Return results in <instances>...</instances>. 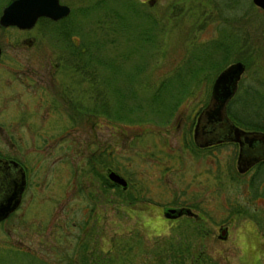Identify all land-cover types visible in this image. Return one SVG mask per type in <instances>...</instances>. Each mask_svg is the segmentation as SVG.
Listing matches in <instances>:
<instances>
[{"label": "rangeland", "instance_id": "374dc122", "mask_svg": "<svg viewBox=\"0 0 264 264\" xmlns=\"http://www.w3.org/2000/svg\"><path fill=\"white\" fill-rule=\"evenodd\" d=\"M59 2L75 11L68 13V21L73 28L68 40L75 43L77 49L88 48L91 54L89 62H96V70L95 73L91 71L94 73L91 78L79 71L83 75L82 80L72 72V66L64 63L69 61L62 59L67 52L69 55L73 52L64 50L63 33L52 24L46 27L42 23L37 24L35 33L41 26L45 30L42 35L37 34L35 43L39 45L35 44L33 48L9 44L17 40L12 35L0 40L3 50L0 57V148L5 150L4 143L9 144L7 138L14 140L21 136L26 142L18 146L20 155L32 167L28 171L30 185L19 209L0 224V264H32L30 258L38 264L32 253L44 264L72 263L71 250L77 239L73 238L71 224L78 215L86 216L82 206L85 209L92 206V201L87 198L80 203L81 198L75 195L77 186L84 184L89 189H94V186L84 177L75 185L61 157L73 158L68 165L71 171L77 167L78 159L93 152L92 147L105 140L107 146L113 147L116 160L113 163L133 182L139 191L136 195L141 200L150 202L151 207H154L153 203L164 206L175 200L197 216L169 222L163 220L156 208L133 206V211H129L126 205L116 207L110 204V195L103 202L105 196L101 198L99 194L102 202L97 203L94 213L97 214V222L92 225L95 217L87 218L88 236L82 238L87 243L86 264H104L107 254L102 251L108 252V248L116 260L118 256L122 257L124 264H155L157 261L173 264L179 258L178 254L171 256V252H175L173 246L184 249L181 264H264V175L260 177L259 193L253 196L246 180L256 165L239 174L235 164V145L217 144L211 151L195 152L191 144L194 116L206 102L211 82L226 64L237 61L236 58L248 59L237 84V99L228 117L235 125L238 121L248 120L264 124V13L252 5L251 0ZM4 4L5 0H0V9ZM80 10L83 13H79ZM121 16L123 20H120ZM122 25L125 30H122ZM246 28L254 36L249 35L248 42L243 40L241 45ZM230 31L234 33V41ZM217 39L222 44L230 39L232 47L227 50L230 62L224 63L214 73L212 63L222 61L221 45L216 47L217 43L214 44ZM46 42H51L53 48ZM246 44H249L248 49ZM239 46H242L240 52L236 49ZM100 60L105 61L106 66L99 65ZM44 62H63L62 80L65 82L67 79L70 86H74L78 94L76 101H82L88 108L86 111L96 105L90 89L94 84L98 83L99 88L101 83V90L105 87L130 89L119 99V105L125 106L120 110L140 108L137 115H131L133 122L149 118L152 127L148 126L149 130L145 132L138 128L126 130V134L130 132L127 137L121 134L119 138L110 137L111 133L117 135L125 129L118 127L114 132L111 126H105L107 123L103 119L97 121L95 128L89 124L82 127L72 116L67 120L64 115L53 114L51 124V118L46 120V116H27L31 118L29 121L36 123V128H23L16 104L11 101L19 94L15 85L29 82V75L35 74L37 79L38 76L46 78L48 67L42 65ZM200 62L207 63L197 71L199 65H204ZM187 65L191 71L195 70V75H187ZM169 77L189 81H186V94L175 107L170 127L168 124L160 125L167 115V107L160 108V111L149 103L154 86L162 78ZM30 80L33 83L35 79L31 76ZM76 82H80V87ZM147 83L148 88L145 87ZM173 86L165 91V100L162 92H157L155 103L172 105L178 94ZM55 90L56 87L53 95L57 97ZM106 90L110 99L108 106L113 112L115 107L119 109L118 94L115 90L116 106H113L111 89ZM67 95L73 97L69 93ZM145 112L148 115L142 114ZM84 116L94 118L92 113ZM128 117L122 121L127 122ZM157 128L160 133L153 136L152 130ZM133 135L137 136L136 139L132 138ZM88 138L91 145L85 149L83 143ZM8 150L16 151L10 144ZM52 161H55V169H52ZM41 165L44 168L39 172ZM67 178L69 188L64 189ZM152 182H157L158 186L155 188ZM147 185L153 190H145L143 187ZM222 229L225 230L223 235ZM5 250L11 254H2ZM76 258L72 264H81Z\"/></svg>", "mask_w": 264, "mask_h": 264}, {"label": "flooded vegetation", "instance_id": "af4514ba", "mask_svg": "<svg viewBox=\"0 0 264 264\" xmlns=\"http://www.w3.org/2000/svg\"><path fill=\"white\" fill-rule=\"evenodd\" d=\"M11 1L13 0H5V4L0 9V14H1L2 8L6 6L7 4H9ZM258 9H260V11L264 13V11L261 8H258ZM60 19L53 20L51 18L43 17V16L37 17L35 21L33 22V24L27 28H19L15 25L3 26L0 24V36H1L0 40L1 38H3V40L8 39L12 35L13 38L16 37L17 40L15 41V43L9 42V44H12L15 47L19 46L22 48H28V47L33 48L36 44L35 38L37 37V34L42 35L43 31L45 30V27L48 24H52L53 26L55 21H58ZM39 23L44 24L45 27L41 26V28L38 29V32L35 33V30L37 29L36 26ZM66 23L67 22L65 21L64 24ZM62 30L63 29H60L61 32ZM47 44H49L53 48L51 42ZM36 45H39V44H36ZM67 50H71V49H67ZM2 51H3L2 45H0V57H1ZM79 53H80V50H79ZM72 56L73 55H69L67 52V54L63 56L62 60L69 61V57H72ZM79 57H80V54L78 55L77 58L79 59ZM62 63L63 62H44V64L42 65H45V67H48L46 71L47 73L46 78L42 76H38L39 74H37L39 79L35 77V74L29 75L27 76L28 78L27 81L29 80V82H18L15 85V87H17L16 91H19V94H17L16 97L14 96V98L16 99L13 98L11 99V101H13L16 104V110H18V113L20 116L19 118L20 124L24 125L23 128H28V129L36 128V123L34 121H29L31 120V118L27 116H31V115L46 116V120L51 118V120H49V123L51 124L53 121V114H57L61 117L64 115L67 120L69 117L72 116L71 118L76 119V121L79 122V124L82 127L89 124L93 128H95L96 126H98L97 121L103 119L107 123L105 124V126L106 127L111 126L114 132L117 131L118 127H122L125 129V130H122L120 133H117V135L111 133L110 137L118 136L119 134L127 137L128 134L130 135V132L126 134V130L128 132V130L130 131V130H133V128L134 129L138 128L139 130H142V132H145L149 130L148 126L152 127V123L148 122L149 118L146 121L143 120V122H133V119L131 118V113L130 114L124 113L119 117H117L116 115H113V112L110 111L109 106L108 108H104L101 105V97H98L100 94V90L95 92L96 96L92 94V99L95 101L96 105L90 107L89 111H86L88 108H85V106L82 104L83 102L76 101V97L78 96V94L74 86L73 87L70 86L69 80L67 81V79H65V82L62 80L64 79V76L62 74L64 69L63 67L61 68ZM64 63L71 65L72 72L77 73L78 77L82 80L83 75L80 74L79 71L81 73H85V71L80 63L70 62V61L64 62ZM243 65L245 69V64L243 63ZM56 71L58 72L55 74ZM31 76H33L35 79L33 83L30 80ZM55 78L57 79L56 82L53 81ZM58 80H60V82H58ZM76 83L78 84V86L80 85V82H76ZM94 86L95 88L97 87V89H101L100 83H99V88H98V83L97 85L94 84ZM54 87H56L55 92L57 94L56 95L57 97H54L53 95ZM210 88H211V85H210ZM66 93L67 94L69 93L73 97H70ZM209 97H210V90H209V94H208L206 102L204 103L203 106H201V108L195 113V116H194V123H193L194 126L192 129V135H191V144L194 145L192 149L195 152L196 151H206V150L211 151L213 147L217 144L231 143L236 146V159L239 153H241L242 155L241 160H240V166L242 165V163H244V161H249V158H254L255 156H258L257 160L253 162L252 164H250L247 167V169L243 171L244 173L249 168L256 165L258 162H264V141H253L251 143H248L247 141H244V140H240V143L236 141H229V140H223V139H218L217 141H214L213 139L214 134L217 133L218 130L222 131L223 129H225V127L221 126V124L218 122H208L202 119L201 112L203 108L205 107V105L207 104ZM78 98L80 99V97ZM61 110H65L67 112L65 113ZM91 111L93 112L92 114L94 115V118L91 119V118H87L86 116H84L85 113H91ZM114 111H116V109ZM108 112H109V117H106L105 115ZM226 114H227V108H226ZM124 117H128L126 119L127 122L122 121L123 119H125ZM167 124L169 125L170 123H167ZM156 127H158V125ZM237 127L241 128L244 131H257V130L242 128L240 126H237ZM4 128L6 129V127ZM159 128L162 129V127H159ZM160 129L157 128L155 130H152L154 131L153 136H157L158 133H160ZM136 137H137L136 135H133L132 138L136 139ZM121 138L122 137H120V139ZM17 139L18 141H16ZM17 139H14V140L12 138L6 139L9 142V144L14 146V148L16 149L14 153L8 150L9 144L6 145L4 143L5 150L0 148V203L2 201L5 202L8 199V196L10 195L12 188H13L11 183L14 182V186H15L16 183L20 182L19 181L20 176H21L20 171L23 176L24 186L20 192L18 203L16 204L15 207H13L7 213L6 216L0 218V224L6 221L7 219H9L16 212V210L19 209V206L22 203L23 196L27 188L30 185V183L28 182V171L32 170V167L29 165L30 162L27 161V159L25 161V158L20 155V151H19L20 149H18V146L24 145L26 141L22 140L21 136L17 137ZM83 140L84 139H82V141ZM117 140L118 139H116V141ZM106 141L107 140L101 141L98 144V146L92 147L91 150L93 152H91L90 154L87 153L84 157L78 159V164H76L77 167L71 171L68 168V165L70 164L72 157L71 156L69 157L67 155L61 157V162H65L67 164V169L71 173L70 174L71 178L72 177L74 178L75 185L76 184L78 185L79 183H81L80 178L84 177L94 186V189H89L87 186L82 184L81 186H77L78 187L77 193L76 194L74 193L75 195H78L79 198H81L80 203H83V201H85V198H87L92 201V206L91 208H88V209H85V207L82 206V208H84L82 211H86V216L78 215L77 218L78 217L79 218L75 219L77 221L73 220L71 224V226H73L74 228L73 238L77 239L73 244V249L71 250L72 254L70 256L71 258L70 261H72V263H75L74 258L77 257L76 259H78L81 262V264H86V262H84L83 260V256H81V253L86 251L87 243L85 240H82V238L88 236L87 235L88 230H86L88 228L86 227L88 224L87 218L89 220L95 217L92 225H94L97 222V214L95 215L94 213L97 207V203L102 202V199L99 200V196H100L99 194H101V198H102V195L105 196V199L103 200V202H106L108 200L107 196L110 195L109 203L110 204L113 203L115 204L116 207H118L117 206V191L119 190L124 191L128 196V200L125 205L128 206L129 211H133L132 209L133 206H138V207L141 206L144 209H147V206L150 208H156L159 214L160 213L162 214L163 220H168L169 222H175L179 220L181 217H189L190 219H192V218H196L197 216L196 213L191 212L189 208L184 207L183 203L176 202L175 200H173L172 203H169L164 206H157L158 205L157 203H153L152 206L154 207L149 206L150 202H148L147 200H141L139 196L136 195V194H139V191L137 190V188L133 186V182H130L129 177L126 178L124 173H122L119 170L118 165L113 163L116 161L114 158L115 155L114 153H112L113 147L107 146ZM83 144H84L85 149L86 147H88V144L91 145L89 138H88V141L85 140ZM146 144L147 143L143 144L142 146L145 147ZM95 147H98V148L95 149ZM236 159H235V164H236V171H237V160ZM54 162L55 161H52L51 163L52 169H55ZM13 164L15 165L14 167H13ZM90 167L94 169L95 171L94 174L90 171ZM38 168L40 172V169H43L44 165H41ZM18 169L20 170L18 171ZM36 171L38 170L36 169ZM109 172H114L120 177H122L125 180V186H121L120 184L110 180L108 178ZM237 172L240 174L239 171ZM103 179L109 182L108 185L110 187L107 188V187L102 186V184L106 183V182H103ZM152 183L155 188L158 186L157 182H152ZM68 184H69V181L67 178L66 188L64 186V189L69 188ZM131 186L134 188L133 190H131ZM143 188L145 190L146 188L148 190L150 189L149 191L153 190V187L148 186V185ZM148 193L150 194L151 192H148ZM144 203H148V204L144 205ZM179 205H182V206H179ZM170 209H173L174 211L172 213L169 212L168 213L169 216L166 217L165 213H167V211ZM89 229H91V227ZM32 255L35 258H39L33 253Z\"/></svg>", "mask_w": 264, "mask_h": 264}, {"label": "water", "instance_id": "95a60500", "mask_svg": "<svg viewBox=\"0 0 264 264\" xmlns=\"http://www.w3.org/2000/svg\"><path fill=\"white\" fill-rule=\"evenodd\" d=\"M252 4L261 8L264 11V0H251ZM150 3V2H149ZM69 13V7L61 4L59 0H13L1 10L0 24L15 25L19 28H27L33 24L37 17H48L53 20L60 19ZM244 65L241 61H234L221 69L213 79L210 88V97L201 112L202 119L208 122H218L225 129L214 134V141L218 139L236 141L240 140L251 143L253 141H264L263 131H244L237 127L226 114V103L234 94L237 82L243 73ZM241 153L237 156V171L243 172L247 167L257 160L258 156L249 158V161H244L240 166ZM15 165L13 164V167ZM20 169H18L19 171ZM19 183L12 182V191L8 199L0 203V218L7 215V213L16 206L19 200L20 192L24 186V180L20 171ZM108 178L121 186H125V180L114 172L108 173ZM170 209L165 213L169 216ZM225 230H221L224 234Z\"/></svg>", "mask_w": 264, "mask_h": 264}, {"label": "trees", "instance_id": "16d2710c", "mask_svg": "<svg viewBox=\"0 0 264 264\" xmlns=\"http://www.w3.org/2000/svg\"><path fill=\"white\" fill-rule=\"evenodd\" d=\"M75 12L73 9L69 12V14H72L73 12ZM80 12H82V10H80L79 11V13ZM83 13V12H82ZM69 14H67L66 16H64V17H62V19H60V20H58V21H55V23H54V25H55V27H57V29H58V31H60V29H63L62 30V35H63V37H64V46L63 47H65V49L64 50H66V51H69V50H67V49H71V51L73 52V56L72 57H69V61L70 62H78V63H80L81 65H82V67H83V69H84V71H85V74H88L89 76H90V78L92 77V76H94L93 74L95 73V70H96V68H95V66H96V62H92L93 64H91V62H89V60H90V58H91V54H90V52H89V50H88V48H84V49H82V48H80V49H77V47H75L76 45H75V43H70V41L68 40L69 38V36H70V34H71V32L73 31V28H72V25H71V23L68 21L69 19ZM118 18H120V16H117ZM122 17V16H121ZM120 20H123V17L120 19ZM67 22L66 24H64V22ZM123 22V21H122ZM123 26V28H122V30L124 29H126V27H124V25H122ZM231 33H232V31H230ZM227 34V33H226ZM233 35H230L232 38H233V41H234V39H235V37H234V33H232ZM242 37H241V40H242V42H241V45L243 44V40L245 41V42H248V36L249 35H252V32L251 31H249L247 28L245 29V30H243V33H242ZM252 36H254V35H252ZM218 40L219 39H217V41H214V44L215 43H217L216 44V47H217V45L219 44V45H221V46H219V47H221V48H219V49H221L222 50V55H221V57H222V61L221 62H214V63H212V65H211V68H213V70H214V73H216L219 69H221L225 64H226V62H230L229 60V58L230 57H228V53H227V50H230L231 49V47H232V45H231V42H230V39H229V42H226L225 44L223 43H220V42H218ZM213 44V45H214ZM83 46V45H82ZM246 46V48L248 49V47H249V44L247 45H245ZM244 46V47H245ZM240 47V48H239ZM239 47H236V49H238L237 51L238 52H240L241 50H239V49H241L242 48V46H239ZM79 50H80V53H79ZM230 52V51H229ZM80 54V57H79V59H78V61L75 59V58H77L78 57V55ZM237 60H239V61H241V62H243V63H247V59L248 58H236ZM187 61V60H186ZM104 63H105V61H104ZM101 60H100V62L98 63L99 65H101L102 67H104V66H106V64H104ZM200 63H202V64H204V65H199L198 67H197V71L198 70H202V68H203V66L205 67L206 66V63L207 62H200ZM225 63V64H224ZM189 64V63H188ZM224 64V65H223ZM227 65V64H226ZM187 68V75L189 74V76H191V75H195L196 74V72H195V70H190V66L189 65H187L186 66ZM113 68V67H112ZM91 71L92 72H94V73H91ZM173 75V74H172ZM171 75V76H172ZM185 81V82H184ZM186 81L187 82H189L188 80H181V81H177V80H175V79H173V78H166V79H164V78H162L160 81H159V83L157 84V85H155L154 86V89L151 91V95H150V101H149V103L151 104V105H156L157 107H154V108H157V110L159 109L160 111H161V109H164L165 107H167V115H166V117H165V119H164V121H162L161 122V124L160 125H162V124H167V123H170V120H171V117H172V115L174 114V111H175V107L178 105V103H180V101L182 100V98H183V96L186 94L185 92H187V91H185V89L187 90V88H188V84L186 83ZM211 81H212V78H211ZM210 81V82H211ZM184 82V83H183ZM173 83V84H172ZM101 84V83H100ZM172 85H174L173 87L174 88H176L177 89V91H176V93H178L177 94V96H176V98L174 99V98H171V99H174V101H173V103H172V105H169V106H163V104H161V103H159V104H156L155 102V98L157 97V95H158V93L157 92H162V99L163 100H165L164 99V95H165V91H168L169 90V88L172 86ZM145 87L146 88H148L149 87V85H148V83L145 85ZM106 88H109V89H111V94H110V97H111V99H112V105L114 104L115 106H116V102H115V99L113 98V95H114V93H115V90H116V93L118 94V106H119V109H117V107H115V109H116V111H113V115H116L117 117H119V116H121L122 114H124V113H128V114H130L131 113V115H137L139 112H136L137 110H140V108H127V109H125V111H121L120 109H121V107H125V106H120L119 104H120V101H119V99L121 98V96L122 95H125V94H127V93H129L130 92V89L129 90H127V91H125L124 89H122V88H120V87H117L116 89H114V88H110V87H105V89H103V90H101V89H97V87L95 88V86L93 85V86H91L90 87V89H91V92H92V94H94V96H96V94H95V92H97L98 90H100V94H99V96L98 97H101V105L104 107V108H108V105H109V101H110V99H108V94H107V90H106ZM118 89V90H117ZM124 92H126V93H124ZM115 93V94H116ZM119 93H122V94H119ZM174 94H175V92H174ZM174 94H173V96H174ZM237 92H235V94L230 98V100L227 102V105H226V108H227V114L228 113H230V109H231V106H232V104H233V102H235L236 101V99H237ZM131 103H134V104H136L135 102H131ZM113 105V106H114ZM161 108V109H160ZM156 112V111H155ZM158 112V111H157ZM91 113H93L92 111H91ZM143 115H148L146 112L145 113H142ZM106 117H109V112L108 113H106V115H105ZM104 116V117H105ZM229 116V115H228ZM233 121V120H232ZM236 123V122H235ZM237 125H239L240 127H242V128H246V129H251V130H260V131H264V124L263 123H261V124H258V123H252L251 121H245V122H243V121H238L237 123H236ZM255 124V125H254ZM90 171L94 174L95 173V171H94V169L92 168V167H90ZM261 174H260V173ZM263 175H264V162H258L257 164H256V168L254 169V172L251 174V176L249 177V178H247V180H246V186H247V188L253 193V196L254 195H256V194H258L259 193V191H258V189H259V182L261 183V179L262 178H260V177H263ZM260 178V179H259ZM103 182H106V183H104V184H102V186H104V187H110L109 185H108V181H106L105 179H103ZM105 194V193H104ZM127 200H128V196H127V194L124 192V191H117V206H123V205H125L126 204V202H127ZM119 201V202H118ZM259 221H263V220H259ZM259 223H261V222H259ZM262 224V223H261ZM5 249V248H4ZM173 249L175 250V252L174 251H172L171 253V256L172 257H174V256H177V254L179 255V258H177V259H175L176 261H177V264H181L182 263V258H183V256H182V253H183V250L184 249H182L181 247H178V246H173ZM188 249L187 248H185V251H187ZM106 251V250H105ZM105 251H102V252H104V253H106L107 254V256H106V260L104 261V264H118V261H121V258L122 257H120V256H118L117 257V260L115 259V257L114 256H112L110 253H109V251H110V248H108V252H105ZM8 253H10L8 250H5L2 254H8ZM11 254V253H10ZM13 254V253H12ZM81 256H83V260H84V262H86V258H85V256H86V252H83V253H81ZM37 260H35V261H37V263L38 264H44V262L42 261V260H39L38 258H36ZM173 261L172 263L173 264H175L176 263V261ZM30 261H32V262H30V263H32V264H36V262L35 263H33V261H34V259L33 258H30ZM162 263V262H161ZM103 264V263H102ZM120 264H124L122 261H121V263ZM155 264H160V262L159 261H157Z\"/></svg>", "mask_w": 264, "mask_h": 264}]
</instances>
